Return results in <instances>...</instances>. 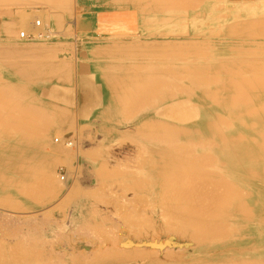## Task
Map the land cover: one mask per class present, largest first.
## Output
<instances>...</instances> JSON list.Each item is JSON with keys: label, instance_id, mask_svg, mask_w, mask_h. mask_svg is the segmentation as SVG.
Segmentation results:
<instances>
[{"label": "bare ground", "instance_id": "bare-ground-1", "mask_svg": "<svg viewBox=\"0 0 264 264\" xmlns=\"http://www.w3.org/2000/svg\"><path fill=\"white\" fill-rule=\"evenodd\" d=\"M235 1L45 0L44 4L51 9L48 17L40 10H22L16 11L14 16H0V71L10 78L18 79L20 86L38 88L28 90L24 87V90L23 86H19L23 90L18 89L16 81L4 82L6 80L0 78L1 211L29 212L47 205L49 207L46 206L45 211L33 216L23 214L24 218H21L18 214L23 221L43 225L50 223L54 212L60 210H63L60 211L62 219L58 216L62 223L66 222L62 213L68 215L67 207L76 204L75 213L69 215L70 219L68 217L70 227L74 225L73 228L77 229L79 224L85 227L87 219L80 222L77 214L86 216L88 212L92 228L97 224L100 227V215L97 219L93 210L98 207L97 198L103 192V188L97 190L102 180L97 187L91 186V191L83 189V186L81 188V184L76 182L80 178L79 163L80 168L75 165L79 170L74 168V173L72 167L70 171L74 179L77 178L71 180V184L69 177L72 174L67 168H60L55 173L58 164H69L72 162L71 156L74 160L72 154L77 160L81 156L78 139L65 141L63 145L71 148L66 150L60 143L62 141H58L59 138L63 140L70 132L73 133L74 124L76 133L82 128L89 129L91 125L98 129V133L95 132L98 137L101 133L100 142L107 141L110 145L116 136L123 139L132 137L146 151L138 154L142 156L138 158L141 159L140 169L144 170L136 175L133 165L130 170L126 167L127 171L124 170L123 174L119 172L121 176L115 174L118 173L115 171L119 164L115 157L110 159L103 154L106 152L108 155L109 149L104 147L105 152L100 153L103 147L97 141V136L93 135L94 132L92 136L88 133L92 138L87 135L85 139H91L93 148H90L91 151L86 150L87 155L91 154V157H87L94 159L90 161L93 162V169L100 170L96 172L102 174L100 176L106 179L104 182H120L123 186L129 184L130 190L143 191L144 198L148 195V201L145 199L148 204L145 206L151 209V216L136 218L133 214L131 218L137 219L135 225L138 227L133 225L135 221L132 220L134 228L128 225L130 223L124 224L131 230L128 233L125 229L128 238L129 234L133 238L135 235L143 237L141 233L144 229L154 228L159 223V226L164 224L162 226L167 230L168 225L171 234L174 232L183 240L160 241L158 238L157 243L139 241L135 244L128 242L130 238L124 237L123 241L116 239L119 241H116L117 246L110 243L109 253L104 250L105 254L97 253L98 258L94 257L95 252L90 251L95 254L89 260L80 258L77 251L73 254V250L69 255L68 249L66 253L69 256H63V259L55 255L57 252H54L53 257L49 254V257H44L41 256L44 247L39 253L37 249L36 254L32 252L36 248L29 251L12 247L15 253L7 254L5 251L9 245L5 242L6 247L1 244L0 264H264V0ZM20 4V0H0V7H17ZM110 9L119 10L117 16L134 14L141 31H134L131 36L122 34L119 35L122 38L101 40L96 23L102 18L99 16ZM63 13L66 14V20L62 19ZM102 23L104 25L105 22ZM117 36L113 34L112 37ZM65 38L71 39L67 45L76 52L86 45L90 46L89 55L95 54L90 59L92 65L81 63L72 68L71 64L75 61L68 59V63H71L66 67L63 58L60 61L56 55L52 56L57 53L54 50L56 46L58 49L66 45ZM56 41L58 43L55 46ZM50 45L54 49L49 50H54V54L47 50ZM44 51H48L49 58H52L49 61L48 58L44 59L46 56H41V63L35 55L40 52V56ZM32 53L35 57L29 56ZM54 59H58L57 62ZM59 61L64 62L65 66L63 63L58 64ZM131 69L135 71L131 73ZM39 93L43 98L37 96ZM75 93L74 112L68 106L72 105ZM81 136L78 138H83L84 134ZM95 150L100 151L97 153ZM97 154L98 157L103 154L106 158L103 164L109 166L101 167L98 160L101 161L102 157L95 159L98 158ZM110 163L116 166L115 171L107 169ZM104 168L106 172L120 177L109 182L111 175L104 174ZM96 172H93L95 178L98 177ZM118 183L117 186L120 185ZM114 198L118 200L121 197ZM55 199L57 201L50 206ZM143 200H139V206L145 203ZM109 206L108 209L104 206L106 211L110 210ZM4 215L2 221L4 217H12L9 213ZM116 219L117 224L119 222ZM122 222L119 224L122 225ZM83 227L80 226L81 229ZM139 227L144 228L143 231L139 229L142 232L137 230ZM167 230L166 234L169 232ZM154 231V235H149V240L158 237V231ZM13 232L15 236L14 229ZM120 235L118 237L123 239ZM103 239L105 242L102 245L106 243L107 237ZM134 246L154 247L166 253L158 256V251L153 249L156 252L148 254L152 249H144L148 251L145 253L143 249L140 252V248L136 251L137 248H132ZM172 246L189 250L181 255L173 251L174 255L169 250ZM93 247L98 248L95 245ZM123 248H128V252L125 253ZM98 250L100 253L101 249ZM77 254L79 257H76Z\"/></svg>", "mask_w": 264, "mask_h": 264}, {"label": "rangeland", "instance_id": "rangeland-1", "mask_svg": "<svg viewBox=\"0 0 264 264\" xmlns=\"http://www.w3.org/2000/svg\"><path fill=\"white\" fill-rule=\"evenodd\" d=\"M26 1V2H25ZM25 1H21L20 0V5L21 6H17L16 7V5H14V7L13 6H9V7H0V16H14L15 15V12L16 11H22V10H24V11H29V10H40V12H44L46 15H47V17H48V14H50V11H51V9H50V6L49 5H45L44 4V2L43 1H45V0H33V1H31V0H25ZM36 1V2H35ZM39 1H41V2H39ZM18 2V1H17ZM32 2V3H31ZM43 2V3H42ZM236 2H238V3H240L241 1L240 0H236L234 3H236ZM243 2V1H242ZM26 3V4H25ZM40 3V4H39ZM43 5H42V4ZM45 3H47V1L45 2ZM30 4H32V5H30ZM23 5V6H22ZM50 9V10H49ZM114 10H116L115 12H114ZM119 11V10H118ZM117 11V9H110V10H107V11H104L102 14H103V16H99V18H101L100 19V21H98L97 23H96V25H97V29L99 28V31H98V34L99 35H101V40H107V39H114V38H122L121 36H122V34L123 35H126V36H128L127 34H130L129 36H131L132 35V32H134V31H136V33H137V31H141V29L139 28V25H137V21H136V17L134 16V14H132V13H130L129 15L127 14V15H119V16H117L118 15V12ZM129 11V10H128ZM62 12V11H61ZM107 13V14H106ZM111 13V14H110ZM115 13V14H114ZM63 15V17H62V19H64V20H66V14H62ZM133 15V16H132ZM110 16V17H109ZM106 17V18H105ZM135 17V18H134ZM105 18V19H104ZM127 18V19H126ZM37 19H39L38 17H37ZM110 19V20H109ZM101 23V25L99 26L98 25V23ZM102 22H105L104 23V25H103V23ZM41 24H43V21L41 20ZM118 26V27H117ZM104 28V29H103ZM115 28V29H114ZM138 29V30H136V29ZM106 29V30H105ZM120 29V30H119ZM100 30H102V31H100ZM105 30V31H104ZM132 30V31H131ZM131 31V32H130ZM228 31V30H227ZM128 32V33H127ZM230 33L232 32V30L230 29V31H229ZM109 33V34H108ZM113 34H114V36H117V37H112L113 36ZM111 35V36H110ZM119 35H121V36H119ZM107 36H110L109 38H107ZM1 38V37H0ZM16 39H17V36H16ZM64 40H66V45H64V46H67L68 47V43H67V41L68 42H70V38H65ZM58 41V40H57ZM56 41V43H54L55 44V46H56V44L58 43ZM15 42H18V41H15ZM21 41H19L18 43L19 44H21L20 43ZM32 43V42H31ZM0 44H2L1 43V41H0ZM54 44H52L53 46H54ZM68 44V45H67ZM51 46V45H50ZM49 46V48H47V50L48 51H50L49 53H52V54H54L52 51H54L55 50V53L56 54H54V55H52V56H55L56 55V58H60L59 60L61 61V59L63 58L64 60H62V61H64L67 65H66V67L68 66V64H70L72 61H75V63L73 62V64H71V66H72V68H75V67H77L78 65H80L81 63L83 64H88V65H92V62H91V60L90 59H93L94 57H95V54L94 53H92V55H94V56H92V55H89L91 52H89V50H91L90 49V46H85V47H83V48H80V50L78 51V52H76V51H74L73 49H69V48H71L70 46L68 47V48H66V47H64V46H61V48H60V46L58 47V49H56V47H55V49L54 48H52L53 46H51L50 47ZM63 47V48H62ZM62 49V51L60 50V49ZM66 48V49H65ZM49 49H54V50H49ZM65 49V50H64ZM57 50V51H56ZM58 50H60V51H58ZM68 50V51H67ZM48 51L46 52V51H44V52H42L41 54H40V56L38 55L40 52H41V50H40V52H38V54L37 53H35V54H37V55H35L37 58H39V57H44V56H46V57H44V59L45 60H47V58H48V60L49 59H51L52 57H50L49 58V56H50V54L48 53ZM66 51V52H65ZM61 52V53H60ZM34 53H32L31 55H29V56H33V57H35L33 54ZM73 53V54H72ZM70 56V57H69ZM53 58H55V57H53ZM73 58V60H71ZM40 59V58H39ZM42 59V58H41ZM41 59L39 60L40 62H41ZM57 59V60H58ZM68 59H70V61L71 62H69L68 63ZM54 60H56V59H54ZM54 60H52V61H54ZM57 60L55 61V62H57ZM78 60L80 61V62H78ZM42 61H43V59H42ZM50 61V60H49ZM60 61L58 62V64L60 63ZM67 61V62H66ZM64 62H61V63H63V65L65 64ZM42 63V62H41ZM45 64H46V62H44ZM60 63V64H61ZM49 64H51V63H49ZM48 64V65H49ZM57 64V63H56ZM75 64V65H74ZM65 66V65H64ZM70 66V65H69ZM68 66V67H69ZM74 70V69H73ZM128 71H130V70H128ZM132 71L134 72L135 71V69H131V73H132ZM6 73L4 72V71H0V78H2V80H6V81H4V82H17L18 83V85H16V88H17V86H18V89L20 88V87H22V86H20L19 85V80L18 79H14V78H10V77H8V76H6L5 75ZM14 80V81H13ZM18 80V81H17ZM3 82V81H2ZM3 82V83H4ZM21 82V81H20ZM0 83H1V81H0ZM20 86V87H19ZM12 87H14V86H12ZM24 87H25V85L23 86V89H24ZM27 87V89L28 90H31V89H33V90H35V89H38L37 87H29L28 88V86H26ZM25 87V88H26ZM2 88V87H1ZM6 88V87H5ZM15 88V87H14ZM20 89H22V88H20ZM22 89V90H23ZM24 90H26V89H24ZM27 96V95H26ZM32 96H34V95H32ZM37 96H39V97H41V93H39ZM36 95H35V97H37ZM19 97H22V95L21 96H19ZM45 97H47V96H45ZM41 98H43V97H41ZM48 98V97H47ZM73 98H75V99H73ZM76 93L75 94H73V96H72V105L70 106V104H69V106H68V108L69 109H71V110H74V108L76 107ZM56 104H58V103H56ZM59 105H61L62 107H64L65 105L62 103H59ZM76 109V108H75ZM74 112H75V110H74ZM86 126V128H87V124L85 125ZM85 126H83V127H85ZM89 126V125H88ZM74 128V129H73ZM81 128V127H80ZM96 127H91V125H90V127H89V129L87 128V129H85V128H82L81 130L79 129V128H77V130L79 129V131H82V132H77L76 133V126H75V124H74V127H72V129H73V133H71L70 132V134L67 136V137H65V138H63V140H62V138H59V142L60 141H62V142H60L61 144H62V146H65V145H63L64 143H65V141H76V139H78V141H79V150L81 151V153L79 154V155H81V156H79V158H78V160L76 159V157H75V155L74 154H72L73 155V157H74V160L72 159V156L70 157L71 158V160H72V162L70 163L69 161V164L67 163V164H58L57 166H56V169H55V173H56V171L58 170V169H60V168H63V169H66L67 168V171L69 172V173H71L72 175H71V177H69V181H70V184L71 183H73L72 181H75L76 179H74L75 177L73 176V173L72 172H74L75 173V169L77 170H79V164H80V166H81V169H82V171H81V169L79 170V175H78V178L79 179H77L76 180V182H78L79 184H81V188H82V186H83V189L85 188L86 190H87V188L90 190L92 187L91 186H94V185H96V187L98 186V183H100V180H102L101 181V183L100 184H102L101 186L99 185V187H97V190L98 191H100V189L101 188H103V190H101V192H102V194L100 193L99 194V196H98V207L96 208V210H93V214H94V216H98L99 217V215H100V218L101 219H99L98 217H97V219H99V220H102V221H100V222H102L101 224H100V227H97V226H99L97 223V226H94V228H95V231L96 232H98V234L93 230L94 228H92L93 226H92V224H91V222L89 221L90 220V218H89V212L88 213H86V216H84L82 213H78L77 214V216H79V219H80V222H82L84 219H87V224H86V228L85 227H83L84 226V224L83 225H81V224H79L81 227H83L82 229L80 228V226H79V228H77L78 229V231H77V229H75V228H73V226L74 225H71V227H70V224L69 223H71V221L69 220L70 219V216L71 215H73L74 213H75V211H76V209H77V205L76 204H73V205H70V206H68L67 208H68V215H65V213H62V215L64 216L63 217V220H66V222L65 221H63L64 223H62L61 222V219H62V216H60L61 215V212L63 211V210H60L59 212H54V214H53V218H52V220H51V224L50 223H47V224H43V225H41V224H38V223H29V222H26V221H23V220H21L19 217H20V215H21V218H24V217H22L23 216V214L24 215H26L27 217H29V216H33V215H36V213L38 212V214H39V212H43V210L45 211L46 210V206L47 205H45V206H43V207H40V208H38V209H36V210H33V211H26V212H17V211H7L8 213H9V215H11L12 217L11 218H9V216H7L6 214H8L4 209H2V211H1V209H0V213H3V214H5L4 216H7V217H4V221H2L3 220V214H1V216H2V218L0 219L1 221H2V223H3V225L1 224V221H0V224L2 225V227H1V225H0V229H2L3 228V230H0V249H1V247H2V245L1 244H3V246L4 247H6V244L7 245H9L8 247H9V249H8V247H7V251H5L6 250V248H5V253H7V254H11V253H15V250H19V248H21V249H25V250H29V251H31V250H33V249H35L36 248V250H33L32 252H34L35 251V254H36V251H37V249H38V253H39V251H41L42 250V248H43V255H41V256H47V257H53V254H55L54 252H57V254H55V255H57V256H59L60 257V259H63L64 257L63 256H66V255H68L69 253H70V251L71 250H73V254H75V252L77 251L78 253H79V255H80V258H82V259H86V260H89L88 258H92L93 259V257H91V256H93L95 253V256L94 257H99V255L98 254H105V252H108L109 251V247H110V243H111V245H113V244H116V246H117V242L116 241H118V240H116V239H121L122 241L125 239V238H128V233H130L131 232V230H128V227H125V225L126 224H128V223H130V224H128L129 226L130 225H132L131 223H132V221H135L134 223H133V225L135 226V227H138V225L136 224L135 225V223H136V220L134 219V217H139V216H141L142 218H149L150 216H151V209L148 207V206H145V204L147 205L148 204V202H146V200L148 201V198L146 197V196H148V195H145V198L143 197V194H144V192L143 191H138V189H136V191H138L137 193H136V191H133V190H130L129 189V184L128 185H126V186H123V184H121L120 182L118 183V184H120V185H118L117 186V183L115 182H113V183H111L110 181H112V180H114L115 178H119L120 177V175L122 176V174H123V172H124V170H125V168L127 167L128 168V170H130V168L131 167H133V165H134V170H136V172H137V174L136 175H139L142 171L141 170H144L143 168L142 169H140V167H141V163H139V161L141 160H139L138 158H142V156L141 155H138V154H142V152H146L145 150H144V148L143 147H141V145H139V143L136 141V139H133L132 137H129V138H126V139H123V138H118V136H116L115 138L116 139H114L111 143H110V145H108L109 143L107 142H105V141H102L101 140V142H100V140L99 139H102L101 137H102V135H101V133L99 134V137H98V134H96L95 132H97L98 133V129L96 128ZM85 130V131H84ZM87 130H89V132L87 131ZM93 130V131H92ZM94 130H96V131H94ZM72 131V130H71ZM75 131V132H74ZM93 132H94V134H93ZM85 133H86V135H85ZM88 133H89V135L91 134V136H92V134L94 135V136H97V141L98 142H100L99 144L101 145V147H103V148H101V149H103V151L101 150V152L100 153H103V152H105V149H104V147L106 148L107 147V149H109V151H107V153H108V155L106 154V152L105 153H103V154H105L106 156L105 157H109L110 159L111 158H113L112 156H114L115 157V160L117 161V163H119L118 165H117V170L115 171V169H114V167H116L115 165H112L111 163H110V168L108 167H106L108 170H110L111 169V171L112 170H114L115 172H117L118 171V173H115L116 175L117 174H120V173H122V174H120V175H118L117 177H116V175H114V174H112V172H111V174L109 173V171H107L106 172V168H104V170H105V172L106 173H104V174H110L111 175V177L109 178V179H111V180H109V179H107V180H109V182L110 183H108V182H104V177H101L100 176V174H98V172H96V171H100V170H94L93 169V165H92V163L93 162H90V161H94V159L92 158V160H90L91 158H89V157H87L88 155H87V151L86 150H90L91 151V149L93 148V145H92V142H91V139H89L88 137H90L89 135H88ZM80 135V137H82L81 135H83L84 134V139L83 138H81V139H79L80 137H79V135ZM72 135H73V137H72ZM78 135V136H77ZM88 135V137H87V140H85L86 139V136ZM79 137V138H78ZM90 138H92V137H90ZM71 139V140H70ZM85 140V141H84ZM128 140V141H127ZM133 140V141H132ZM87 141V142H86ZM88 141L90 142V144L88 143ZM60 143H58V142H56L55 144H60ZM98 144V145H99ZM112 144V145H111ZM99 145V146H100ZM103 145V146H102ZM106 145V146H105ZM108 145V146H107ZM61 146V147H62ZM66 147V146H65ZM64 147V148H65ZM134 147V148H133ZM63 148V147H62ZM88 148V149H87ZM91 148V149H90ZM71 150V148H68V147H66V150ZM106 149V150H107ZM112 149L114 150V151H112ZM138 149H140V150H138ZM135 150V151H134ZM95 151H97V150H95ZM100 150H98L97 151V153L99 152ZM82 152H84L83 153V156H82ZM134 152V153H133ZM137 152H139V153H137ZM74 153V152H73ZM93 153H94V151H93ZM99 153V154H100ZM85 154H86V156H85ZM99 154H97V156L96 157H98V155ZM103 154H101L100 156L102 157L101 158V161H100V156L98 157V158H95V159H99L98 161L102 164V166L101 167H105V166H109L108 164L106 165V164H103V162L106 160V158L104 159V155ZM103 155V156H102ZM135 155V156H134ZM90 157H91V154L89 155ZM141 156V157H140ZM80 157H82V159L80 158ZM86 159L85 161H84V159ZM109 158H107V160L109 159ZM135 158V159H134ZM103 159V160H102ZM109 159V160H110ZM119 159V160H118ZM132 159V160H131ZM82 161H84V163L82 162ZM138 161V162H137ZM90 162V163H89ZM97 162V161H96ZM110 162V161H109ZM79 163V164H78ZM98 163V162H97ZM122 163V164H121ZM91 165V166H89V165ZM99 164V163H98ZM121 164V165H120ZM128 164V166H126ZM77 167H79V168H77ZM84 165V166H83ZM104 165V166H103ZM70 166H71V169H70ZM135 166H137V167H139V168H136ZM72 167H73V171H72ZM75 168V169H74ZM119 168H121L123 171H121V169H119ZM126 168V169H127ZM91 169H93V172L95 173L96 172V174L95 175H98V177H96L95 178V176H93V172H92V170ZM88 170H90V174H89V171ZM70 171H72V172H70ZM127 170H125V172H126ZM92 172V173H91ZM120 172V173H119ZM103 174V175H104ZM143 174H145V173H143ZM102 175V174H101ZM113 175V176H112ZM146 175V174H145ZM85 176V177H84ZM109 176V175H108ZM141 176H143V175H141ZM99 177H101L102 179H100ZM105 177H106V175H105ZM114 177V178H113ZM72 178V179H71ZM93 178H95V180H96V182H95V180L93 179ZM99 178V179H98ZM122 178V177H121ZM72 180V181H71ZM79 180V181H78ZM94 180V181H93ZM106 180V179H105ZM116 180V179H115ZM114 180V181H115ZM89 182V183H88ZM92 182H93V185H92ZM96 184H95V183ZM102 182H104V184L105 185H103V183ZM107 183V184H106ZM104 186V187H103ZM120 186V187H119ZM91 187V188H90ZM119 187V188H118ZM123 187H125L124 189H123ZM126 187H127V189H128V191L126 190ZM86 190H84V191H86ZM88 190V192H90ZM106 191V192H105ZM129 191H130V193H129ZM108 193V194H107ZM123 194H125L124 196L125 197H123L122 195ZM121 195V196H120ZM133 196L132 198H137L136 200L134 199V200H131L132 198H131V196ZM136 195V196H135ZM110 196H113V198L112 197H110ZM117 196V198H120V199H116V198H114V197H116ZM141 196L143 197V198H141ZM127 197V198H126ZM58 198V197H57ZM128 198H129V200H131L132 202H129V200H128ZM131 198V199H130ZM115 199V200H114ZM125 199V200H124ZM144 199V200H143ZM146 199V200H145ZM106 200H107V202H106ZM118 201V203H117V201ZM128 200V202H126ZM139 200H143V201H145V203L143 204V205H141V203H140V206L138 205L139 204ZM57 201V199H55L53 202H51V204H50V206L53 204V203H55ZM112 201V202H111ZM134 201H138V203H136V202H134ZM140 201V202H141ZM109 202V203H108ZM134 202V203H133ZM101 203V204H100ZM105 203V204H104ZM113 205H112V204ZM116 203V204H115ZM120 203V204H119ZM122 203V204H121ZM123 203H125L124 205H123ZM110 204V210H107L106 211V209H108V205ZM118 204V205H117ZM131 204H133V205H131ZM102 206V207H101ZM104 206H107L106 207V209L104 208ZM111 206H113V207H111ZM117 206H118V208H117ZM119 206H120V208H119ZM139 206V207H138ZM49 206H47V208H48ZM122 207H123V209H122ZM144 207H146V208H144ZM42 208V209H41ZM70 208V209H69ZM141 208V209H140ZM102 209H104V210H102ZM112 209H114V210H112ZM135 209V210H134ZM137 209V210H136ZM142 209H145V210H142ZM129 210V211H128ZM134 210V211H133ZM35 211V212H34ZM103 211V212H102ZM122 211V212H121ZM4 212H6V213H4ZM16 213V215H18V214H20V215H18V218L20 219H18L17 218V220H16V215H15V213ZM70 212V213H69ZM96 212V213H95ZM107 212V213H106ZM109 212V213H108ZM119 212V213H118ZM135 212V213H134ZM31 213V214H30ZM58 213V214H57ZM101 213V214H100ZM113 213V214H112ZM88 214V215H87ZM93 214H91V212H90V215H93ZM97 214V215H96ZM102 214H103V216H104V218H103V216H102ZM112 214V215H111ZM131 214V215H130ZM134 214V217L133 218H131L132 217V215ZM15 215V218H13V216ZM61 217V219H60V217ZM70 215V216H69ZM107 215H110V217L109 216H107ZM0 216V217H1ZM126 216L128 217V218H126ZM144 216V217H143ZM57 217H58V219H57ZM68 217H69V219H68ZM126 219H125V218ZM7 218V219H6ZM9 218V219H8ZM55 218V219H54ZM66 218V219H65ZM82 218V219H81ZM89 218V219H88ZM103 218V219H102ZM106 218V219H105ZM108 218V219H107ZM110 218H111V220H110ZM117 218V219H116ZM115 219L119 222V223H121V220H123V222H122V225L121 224H119V223H117L116 224V221H115ZM126 220V222H125V220ZM127 219H129V220H127ZM134 219V220H133ZM6 220H8V222L6 221ZM19 220V221H18ZM55 220H56V222H55ZM106 220H109L110 221V223L108 222V221H106ZM132 220V221H131ZM54 221V222H53ZM67 221H69V222H67ZM103 221H105L104 223H103ZM115 221V222H114ZM59 222V224H60V226H59V224H57ZM99 223V222H98ZM114 223L115 225H112V224ZM6 224V225H5ZM53 224V225H52ZM69 224V225H68ZM89 224H91V225H89ZM103 224V225H102ZM125 224V225H124ZM19 225V226H18ZM23 225L25 226L24 228L26 229V231H25V229L23 228ZM27 225V226H26ZM95 225V224H94ZM110 225V227H108ZM120 225V226H119ZM127 225V226H128ZM132 225V227L134 228V226ZM161 226H159V223L157 224V225H155L154 226V228L155 229H157L156 231H158L157 232V236L158 237H156V239L155 240H149L151 237L150 236H152V235H154L153 234V231H154V228L152 227L151 229H148V230H145L144 228H138L137 230L138 231H140V232H142L143 231V229H144V231L142 232V233H144V235H146L145 237H144V235L141 233V235L143 236V237H141V236H137V235H135L134 234V232H132L133 233V236H134V238L132 237V234H129V241L128 242H130V243H135V244H137L139 241H143V242H145V241H147L146 243H157L158 242V238L160 239V241H167V240H173V242H175V241H178V242H180V241H183L182 240V238L181 237H179V236H177V234L176 233H172L171 234V232H170V227L167 225V227H168V230H167V228L165 229V227H163V226H165L164 224H160ZM163 225V226H162ZM6 226V227H5ZM7 226L9 227V228H11V230L10 231H12V235H10L9 236V233H10V231L8 232V229H7ZM54 226V227H53ZM107 226V227H106ZM119 226V228H117ZM157 226V227H156ZM19 227V228H18ZM28 227H29V229H28ZM51 227H53V228H51ZM90 227V228H89ZM115 227V228H114ZM125 227V228H124ZM131 227V226H130ZM160 227V228H159ZM22 228V229H21ZM69 228H70V230L71 231H73V233L69 230ZM71 228H73V229H71ZM84 228H85V230H84ZM97 228V229H96ZM107 230V228H109L107 231L105 230V229ZM111 228V229H110ZM123 228V229H122ZM163 230H162V229ZM13 229H14V231H15V236H13L14 234V232H13ZM20 229L22 230V231H20ZM69 230V232H68V230ZM91 231H90V230ZM117 229H119V230H117ZM122 229V230H121ZM125 229H126V231H128V233L127 234H125L126 232H125ZM130 229V228H129ZM139 229H141V230H139ZM159 229H160V231H159ZM5 230H7V231H5ZM17 230V231H16ZM24 230V231H23ZM80 230H81V232H82V234H80L81 232H80ZM86 230H88V231H86ZM99 230H100V232H99ZM111 230H114V231H111ZM165 230H167V231H169L168 232V234H166L167 232L165 231ZM3 231V232H2ZM20 232V235H19V232ZM62 231V232H61ZM105 233H104V232ZM123 231V232H122ZM130 231V232H129ZM132 231H135L134 229L132 230ZM148 231V234L146 233ZM151 232V234H150V232ZM156 231H154V232H156ZM40 232V233H39ZM69 234H68V233ZM72 233V235H75V236H72V235H70L71 233ZM107 232V233H106ZM160 232V233H159ZM8 233V234H7ZM22 233V234H21ZM53 233H54V235H53ZM67 234V235H65L64 236V234ZM123 234L124 236H122V235H120V234ZM159 233V234H158ZM3 234V235H2ZM60 234V235H59ZM101 234V235H100ZM102 234H104V235H102ZM105 234H107V235H105ZM166 234V235H165ZM175 234H176V236H175ZM5 235H6V237H5ZM17 235V236H16ZM117 235V236H116ZM121 236V237H123V239L122 238H120V237H118V236ZM131 235V236H130ZM150 235V236H149ZM67 236V237H66ZM103 236H104V239H105V236L107 237V240L109 241V238H110V241L108 242L106 239V243L104 244L103 243V245H102V242H105V241H102V239H103ZM18 237V238H17ZM22 237V238H21ZM66 237V238H65ZM70 237V238H69ZM73 239H72V238ZM99 237H102V239L101 238H99ZM113 237H115V238H113ZM116 237H118V238H116ZM125 237V238H124ZM135 237H138V238H135ZM9 238H12L11 240L9 239ZM21 238V239H20ZM27 238V239H26ZM53 238V239H52ZM67 239V240H65V239ZM78 238V239H77ZM82 240H81V239ZM92 238V239H91ZM5 241H4V240ZM70 239V240H69ZM76 239H77V241H76ZM103 239V240H104ZM113 241H112V240ZM132 239L134 240V241H132ZM135 239H140V240H138V241H136ZM147 239V240H146ZM181 239V240H180ZM3 240V241H2ZM8 240H10L9 242H7ZM18 242H17V241ZM20 240H22L21 242H20ZM114 240H115V243H114ZM29 241V242H28ZM61 241V242H60ZM94 241V242H93ZM150 241V242H149ZM156 241V242H155ZM5 242H6V244H5ZM11 242V243H10ZM15 242H17V243H19L18 245H17V243H15ZM24 242H26V244H24ZM57 242V243H56ZM100 244V245H102V247L98 244V243ZM101 242V243H100ZM108 242V243H107ZM119 242V241H118ZM172 242V243H173ZM53 243V244H52ZM93 243V244H92ZM97 243V244H96ZM11 244H12V246H11ZM22 244H24V246L22 245ZM60 244V245H59ZM62 244V245H61ZM67 244V245H66ZM74 244V245H73ZM32 245H33V247H32ZM45 245V246H44ZM49 245V246H48ZM51 245V246H50ZM54 245V246H53ZM73 245V246H72ZM98 246V248H94L93 246ZM17 246H19V247H17ZM23 246V247H22ZM34 246H36V247H34ZM72 246V247H71ZM103 246H104V248H103ZM108 246V247H107ZM14 247H16V248H13ZM24 247H27V248H24ZM38 247V248H37ZM55 247H61V248H59V250H58V248L56 249ZM70 247V248H69ZM100 247V248H99ZM3 248V247H2ZM51 248H53V249H51ZM64 248V249H63ZM72 248V249H71ZM95 250V251H93V249ZM103 248V249H102ZM133 249L134 248H137V247H132ZM132 248L130 247V249L132 250ZM138 248H140V247H138ZM138 248L136 249V251H139L140 249V252L142 251V249H143V251L142 252H145V253H147L148 251H145L146 250V248H147V250H149L150 252L148 253V254H154V252H156L155 250H157L158 252H157V254H158V256H159V254L162 256V253H163V255L166 253V252H163L164 250L162 249H158V248H149V247H141L139 250H138ZM184 248V247H183ZM181 249V248H179L178 246H172L169 250H171V253L172 254H174L176 251H178L177 252V254H179V255H181V254H183L184 252L185 253H187L188 252V250L189 249ZM11 249H13V251L11 250ZM31 249V250H30ZM41 249V250H40ZM48 249V250H47ZM56 249V250H55ZM61 249V250H60ZM66 249H68V252L69 253H66ZM77 249V250H76ZM83 250V251H81V250ZM98 249H101L100 250V253L99 252H97V251H99ZM125 251H124V250ZM123 249H120V251L122 250V251H124L125 253L126 252H128V248H127V250H126V248H123ZM129 249V250H130ZM145 249V250H144ZM153 249H155V250H153ZM178 249V250H177ZM45 250V251H44ZM63 250V251H62ZM65 250V251H64ZM75 250V251H74ZM88 250V251H87ZM105 252H104V251ZM130 250V251H131ZM166 250V249H165ZM180 250V251H179ZM9 251H12V252H10L9 253ZM47 251V252H46ZM50 251V252H49ZM58 251H60V252H62V253H59ZM80 251L81 252H85L86 254H85V257H84V255H83V253H80ZM90 251L91 252H95V253H90ZM104 253H103V252ZM129 251V252H130ZM133 251V250H132ZM152 251H154V252H152ZM173 251H174V253H173ZM76 252V253H77ZM37 253V254H38ZM41 253V252H40ZM59 253V254H58ZM71 253H72V251H71ZM71 253L69 254V255H71ZM87 253H88V255H87ZM98 253V254H97ZM109 253V252H108ZM34 254V253H33ZM34 254V255H35ZM48 254H49V256H48ZM72 254V255H73ZM107 254V253H106ZM54 255V256H55ZM68 255V256H69ZM86 255H87V257H86ZM98 255V256H97ZM156 255V254H155ZM167 255V254H166ZM175 255V254H174ZM44 256V257H45ZM57 256H55V257H57ZM75 256V255H74ZM157 256V257H158ZM160 256V257H161ZM62 257V258H61ZM71 257V256H70ZM76 257H79L78 256V254L76 255ZM163 257H165V256H163Z\"/></svg>", "mask_w": 264, "mask_h": 264}, {"label": "built area", "instance_id": "built-area-1", "mask_svg": "<svg viewBox=\"0 0 264 264\" xmlns=\"http://www.w3.org/2000/svg\"><path fill=\"white\" fill-rule=\"evenodd\" d=\"M36 24H37V26L39 25L38 22ZM20 36L23 37L24 36L23 33H21ZM31 37L32 36H29V38H31Z\"/></svg>", "mask_w": 264, "mask_h": 264}]
</instances>
